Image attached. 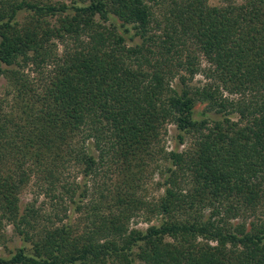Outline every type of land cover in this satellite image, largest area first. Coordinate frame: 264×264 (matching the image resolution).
Masks as SVG:
<instances>
[{
    "label": "trees",
    "instance_id": "obj_1",
    "mask_svg": "<svg viewBox=\"0 0 264 264\" xmlns=\"http://www.w3.org/2000/svg\"><path fill=\"white\" fill-rule=\"evenodd\" d=\"M0 77V264H264V0H0Z\"/></svg>",
    "mask_w": 264,
    "mask_h": 264
},
{
    "label": "rangeland",
    "instance_id": "obj_2",
    "mask_svg": "<svg viewBox=\"0 0 264 264\" xmlns=\"http://www.w3.org/2000/svg\"><path fill=\"white\" fill-rule=\"evenodd\" d=\"M55 1H66L67 3H69L71 0H55ZM207 1L212 6L221 5V2H222V0H207ZM234 1H236L237 3H240L242 0H234ZM157 10H158V13L162 11L161 8H157ZM204 66H205V63L202 61V67ZM205 83H206V80L204 79V77H202L201 75H198L193 79V81L191 82V85L202 86ZM7 90L8 89H7L5 80L3 79V77H0V99L2 100L6 99L5 101L10 102L11 97L7 96V93H6ZM233 118L235 119V116ZM175 137H176V131H175L174 126H169L167 134L164 138V142H165L164 146L166 150L170 151L171 149H173L175 145ZM71 174L72 176L76 175L75 171L71 172ZM162 176L163 174L158 169H155V170L148 169L144 173L142 177L143 190H141L142 191L141 196H143L145 200L147 201L157 200L160 197V195L162 194V188L160 187L159 184L162 182ZM70 179H73V177ZM77 181H80V179L78 178ZM39 193H40V190L38 189V185L33 180L23 190V192L20 195L21 207L24 208L25 206L34 205L36 209L41 211V214L44 217H47L48 215H50L52 218V221L56 222V224L60 223L57 221L58 219L54 218L53 216V213L57 212L58 218L62 220V223H66L68 220L65 217L68 216L69 213L66 212L64 216V211L61 208V205H57V203L54 200H50ZM65 202L66 204H68L66 199H65ZM79 217H80L79 214H74L73 216H71L70 220L73 224H76L78 222ZM261 218L264 219V215ZM81 219H83V216H81ZM46 222L47 220H45V223ZM156 223H157L156 218L152 219L150 223H146L142 220H135L131 222L130 227L137 228L139 230H145L149 225L156 224ZM231 223L233 225H237L238 223H240V221L233 220L231 221ZM57 225H60V224H57ZM5 234L7 237V242H6L5 247L0 246V256H6L9 253V251H14V249L20 245L19 238L17 234L14 232L10 224L5 226Z\"/></svg>",
    "mask_w": 264,
    "mask_h": 264
}]
</instances>
